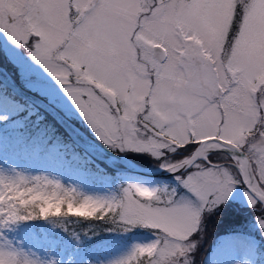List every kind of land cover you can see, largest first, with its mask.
Returning <instances> with one entry per match:
<instances>
[{
	"label": "rangeland",
	"instance_id": "1",
	"mask_svg": "<svg viewBox=\"0 0 264 264\" xmlns=\"http://www.w3.org/2000/svg\"><path fill=\"white\" fill-rule=\"evenodd\" d=\"M236 1L201 0L207 7L197 14L199 28L192 38L196 50L190 60L199 74L202 95L186 97L196 105L192 116L163 128L145 119L144 112L138 114L141 118L137 115L126 126L121 119L124 104L119 102L118 93L119 107L112 113L115 121L112 130L99 121L90 122L56 78L31 56L34 46L39 43V39L33 38L36 35L32 30L34 21L30 19L28 9L35 0H20L21 6L15 13L4 9L0 41L8 59L16 64L14 74L21 85L58 107L111 150L146 149L154 158L160 159L159 167H166L186 156L182 146L186 142H198L217 135L241 144L251 141L257 154L264 153V140L262 142L259 137L264 139V0L245 2L239 30L229 46L225 45V40ZM44 2L49 6L46 27L62 35V44L68 42L82 17L96 15L92 11L93 5H113L103 14L104 26L112 42L108 59L126 81L128 92L134 86L142 85L147 95L148 78L154 73L152 62L156 60L152 56L153 44L168 47L165 59L156 60L165 63L174 50L173 43H186L177 35L174 21L183 11L180 5L187 0ZM3 3L6 0H0V4ZM165 4L171 5L166 12ZM25 37L31 40V45L27 46ZM60 50L58 46L51 55L54 62L64 67L58 59ZM71 75L73 86H89L75 84L79 79L76 70H72ZM111 95V92L105 94V99ZM107 102L111 103L110 100ZM25 106L28 113L36 111L32 104L25 105L0 92V118L9 117ZM22 118L10 119L6 125L12 128L8 135L16 137L21 133L18 127L22 126ZM259 123L262 131L254 132ZM250 135L257 137L247 140ZM91 145L92 148L85 145L83 148L96 156H104L115 166L113 179H104L70 164L64 148L58 143H50L46 149L36 142L14 148L0 134V214L12 201L19 199L36 202L41 213L55 212L64 205L68 212L113 215L126 229L135 224L143 225V228L127 233V237L121 235V239H115L116 243L102 247L89 260L78 258L73 249H68L67 243H59L57 237L42 230H13L1 224L0 264H187L200 222L213 217L212 212L221 203L229 201L238 207H255L249 199L254 197L240 185L229 165L204 158L194 161L182 173L152 177L144 171L158 167H154V163L146 169L131 162L122 164L100 146ZM171 152H180L182 156L177 157ZM253 159L254 170L260 180H264V158L255 155ZM233 160L240 166L238 157L233 156ZM97 166L102 168L100 164ZM197 178L214 183L217 195H204L194 203L184 189H191ZM229 189L232 190L228 193ZM69 194L71 205L61 199ZM85 201L88 203H83ZM257 210L243 212L247 214L243 228L213 231L205 243L206 251L200 264H264V225L261 223L264 210ZM209 231L207 227L206 233L210 234Z\"/></svg>",
	"mask_w": 264,
	"mask_h": 264
},
{
	"label": "snow or ice",
	"instance_id": "2",
	"mask_svg": "<svg viewBox=\"0 0 264 264\" xmlns=\"http://www.w3.org/2000/svg\"><path fill=\"white\" fill-rule=\"evenodd\" d=\"M20 6V0H6V3L0 4V26L3 25L4 9L7 8L15 13ZM112 6L104 3L99 7L93 5L92 11L96 15L82 17L78 26L73 29L68 42L62 44V35L46 27L49 19L48 4L44 0H35L33 4L28 5V9L30 19L34 21L32 30L36 35L33 38L39 39V43L34 46L31 56L56 78L90 122L99 121L109 131L115 123L112 113L119 107L116 93L119 94V102L124 104L121 119L126 126L141 112L146 113L145 119L151 120L161 128L192 116L196 105L186 97L189 94L202 95L199 91V74L190 60L192 52L196 50L192 38L193 32L199 28L197 14L207 5H203L201 0H187L180 5L183 11L175 18L174 23L178 28L177 35L186 43H173L174 50L165 63L153 60L154 73L148 78L147 95L145 86L142 85L134 86L132 91L128 92L126 81L108 59L112 42L104 26L103 14L106 8ZM169 7L171 5L165 4L164 11L166 12ZM58 46L62 49L58 53V59L64 67L54 62L55 58L51 55ZM164 51H168L167 46ZM72 70H76L79 76L75 84L89 86H73ZM110 92L113 95L107 97V100L111 101L108 103L105 94ZM198 146V144H189L184 147ZM246 185L255 197L264 201V180H258L255 184L249 180ZM184 190L194 203H198L204 195L209 197L217 195L216 185L202 178H197V183L193 184L191 189L185 187ZM231 190L229 189L228 193ZM61 199L67 200L70 205L72 203L70 194ZM249 199L252 204H256L257 201L251 196ZM71 210L76 211V209ZM56 211L58 212L59 209ZM261 223L264 225V221Z\"/></svg>",
	"mask_w": 264,
	"mask_h": 264
},
{
	"label": "trees",
	"instance_id": "3",
	"mask_svg": "<svg viewBox=\"0 0 264 264\" xmlns=\"http://www.w3.org/2000/svg\"><path fill=\"white\" fill-rule=\"evenodd\" d=\"M245 2H247V0L236 1L232 19L226 34L225 45H231L233 38L239 30ZM25 43L28 46L31 45L32 42L30 39H27ZM20 48L23 49V47ZM0 65L4 66L11 74H14V64L4 53L1 41ZM15 78L17 79V77ZM0 91L19 102L24 104L27 103L26 99L10 91L7 86L0 85ZM18 113L27 116V119L23 121V126L19 127L21 133L16 137L8 135V130L11 129L6 127L8 119H0V133L3 134L11 145L17 147L23 143L37 142L41 144L42 149H45L49 143H60L65 148L66 158L71 164L79 165L84 171L95 172L106 179L114 177L115 170L111 166L100 160L94 159L98 162L100 161L103 165V168H97L94 160L90 161L86 157L87 154L83 153V150L79 146H74L67 133L57 121L44 110L37 109L36 112L28 114L27 109L24 108L18 111ZM38 116H40V118H37ZM186 143V145L196 144V142ZM182 146L184 148L185 145ZM192 149L193 147H185L183 154H189ZM126 153L134 162L141 166H150V164L153 163L155 164L154 166H156L160 161V159L154 158L153 155L145 149L128 150ZM174 153L177 157L182 156L180 152H171V154ZM225 155L226 154L221 151H216L208 154L207 157L208 159L211 158L209 159L210 161H217L218 159L223 160ZM233 169L236 171L235 168ZM260 210H264V208ZM244 211H247V213L258 212V210L250 207L243 208L235 206L232 202L228 201L227 203H221L212 214L210 213L213 217H204L205 219H202L198 226V233L194 234L195 246L189 252L190 257L187 264H200L199 261L206 251L205 243L210 239L213 231L218 233L232 228H243L247 220H244L247 215L243 213ZM0 224L10 226L16 230L26 227H32L36 230L42 229L46 234L58 237L61 242L67 243L69 249H73L76 256L80 259H91L102 247L116 243L117 241H115V239H121V235L127 237V233L130 234L137 229L143 228V225L135 224L126 229L124 228V224L120 220L115 219L113 215H81L67 212L64 207L58 212L41 213L35 203H21L20 201L13 202V204L0 215ZM207 227L210 230V234L206 233Z\"/></svg>",
	"mask_w": 264,
	"mask_h": 264
},
{
	"label": "water",
	"instance_id": "4",
	"mask_svg": "<svg viewBox=\"0 0 264 264\" xmlns=\"http://www.w3.org/2000/svg\"><path fill=\"white\" fill-rule=\"evenodd\" d=\"M152 55L157 58L159 61H162L165 58V51L164 48L160 45L155 44L153 46ZM0 80L8 85L11 90L15 93L27 98L30 103L35 104L37 106H40L44 110H46L54 119H56L59 124L68 132V134L74 139L75 142L80 143V139L83 137L86 142L97 144L94 140H92L89 137H86L80 130H78L63 114H61L56 108H54L51 104L44 101L42 98L36 96L35 94L23 89L18 85V83L11 77V75L5 71L0 66ZM198 147H195L192 152L182 158L179 162L176 164L167 166L161 170H151L146 171L148 176H168L171 174L179 173L183 170H185L190 164H192L194 161L198 159H202L205 157L206 154L216 151V150H222L225 151L233 156L238 157L239 164L238 166L240 177L242 180L243 185L245 188L250 192L248 189L246 183L249 180L253 181V184L257 182V179L253 173L251 161L248 157V155L243 151L238 145L235 143L225 140L223 138H220L218 136H211L207 137L205 139L199 140ZM105 149V148H104ZM107 150V149H105ZM108 152L112 153L111 151L107 150ZM118 160L121 162L127 164V160L119 154L112 153ZM251 193V192H250ZM254 197L255 195L251 193ZM262 206H264V201H260L258 197H255Z\"/></svg>",
	"mask_w": 264,
	"mask_h": 264
},
{
	"label": "flooded vegetation",
	"instance_id": "5",
	"mask_svg": "<svg viewBox=\"0 0 264 264\" xmlns=\"http://www.w3.org/2000/svg\"><path fill=\"white\" fill-rule=\"evenodd\" d=\"M257 136H255L254 137V135H250V136H247V140H249L250 138L251 139H254V138H256ZM260 137V139H261V141L262 140H264L261 136H259ZM234 142V141H233ZM263 142V141H262ZM236 144H238L246 153H247V155L249 156V158H250V160H251V165H252V168H253V172H254V174H255V176H256V178H257V181L258 180H260V177H259V175H257V172H256V169L254 170V168L256 167V164L253 162L254 161V157H255V155H257L258 157L260 156L261 158H264V153H256V151H255V148H253V144H251V141H245V142H243L242 144L241 143H238V142H235ZM264 143V142H263ZM249 145V146H248ZM221 152H223V153H225L226 155H225V157H228V158H225L224 157V159L223 160H217V161H215V163H217V164H223V165H229V166H231L232 168H235L236 169V171H237V173H238V168H237V166L235 165V163H234V160H233V155H231V154H229V153H227V152H224V151H221ZM254 154V156H252ZM253 157V158H251V156ZM236 171L235 170H233V174H235L236 176H238V180H239V183L241 184V186L243 187V188H245V186H243V184H242V182H241V178H240V176H239V173L237 174L236 173ZM263 172V171H262ZM246 189V188H245ZM247 190V189H246ZM247 192L249 193V194H251L248 190H247ZM254 197V196H253ZM255 198V197H254ZM256 200V199H255ZM257 201V200H256Z\"/></svg>",
	"mask_w": 264,
	"mask_h": 264
},
{
	"label": "bare ground",
	"instance_id": "6",
	"mask_svg": "<svg viewBox=\"0 0 264 264\" xmlns=\"http://www.w3.org/2000/svg\"><path fill=\"white\" fill-rule=\"evenodd\" d=\"M80 140L87 148H92V145L90 143L86 142V140L83 137Z\"/></svg>",
	"mask_w": 264,
	"mask_h": 264
}]
</instances>
